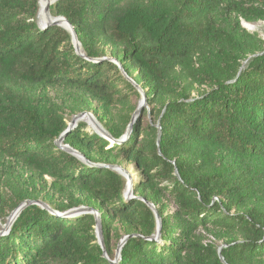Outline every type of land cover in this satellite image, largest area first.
<instances>
[{"label": "trees", "instance_id": "1", "mask_svg": "<svg viewBox=\"0 0 264 264\" xmlns=\"http://www.w3.org/2000/svg\"><path fill=\"white\" fill-rule=\"evenodd\" d=\"M38 9L0 0V169L12 162L74 183L88 201L27 205L0 236V264H264V46L241 26L264 21V0H56L50 14L71 23L84 56L68 30L39 24ZM108 58L144 90L154 118L144 121V108L123 141L139 93ZM195 85L204 89L193 95ZM48 88L127 107L97 117L113 140L84 122L65 135L90 164L55 144L67 123ZM93 164L134 165L133 195L156 207L157 239L152 210L124 197L126 179ZM27 199L38 198L0 193V216ZM80 204L99 213L107 257L93 212L64 215ZM209 225L226 236L223 259L196 233ZM131 234L113 262L112 238Z\"/></svg>", "mask_w": 264, "mask_h": 264}, {"label": "rangeland", "instance_id": "2", "mask_svg": "<svg viewBox=\"0 0 264 264\" xmlns=\"http://www.w3.org/2000/svg\"><path fill=\"white\" fill-rule=\"evenodd\" d=\"M38 5H39V9L37 14V20L39 22L41 21L39 0H38ZM42 20H44V18ZM242 23H246V25H251L252 28L251 29H249L248 27L245 28L242 25ZM241 26L249 33L256 34L257 37L263 41V46H264L263 20H256V21L241 20ZM202 89H204V86L195 85L194 88L192 89V94L195 95L198 92H200ZM46 93L47 96L50 97L52 101H54L60 107V111L63 114L67 125L71 122L74 115H77L81 112H87L97 120V117L99 116L108 114L109 112L116 114L119 110H120L119 112H121L123 111V109L127 108V107L122 108L121 106L118 105L104 107L100 102L94 100L91 101L90 98H87L86 100L84 96L80 94L78 91H66L57 88H48L46 89ZM141 100L142 97L140 93L139 95L132 94L130 96L129 106L133 107V111L136 109V107L138 106ZM144 108H148L147 116L145 115L143 116L144 121L152 122L154 118L150 113L151 106L149 104H146L144 105ZM79 122L86 123L85 131L90 133L95 132L89 120L87 119L78 120L76 126ZM118 166L122 167L133 177L134 183L138 181V173L134 165L131 164L127 166H121V165ZM157 188L158 186L152 188L151 189L152 192L157 193L158 191ZM20 189L25 190L26 192H35L38 198L37 200H40L45 203H47L46 201H51V202H60L67 204V203L76 202L77 200L83 202L88 201L86 194L74 183H70L68 181L54 180L47 175L39 176L36 173L32 172L30 169L20 164L6 162L5 166L0 169V193H3L5 196H7L9 202H13L15 199V193ZM132 193L134 194V190H132ZM161 200L163 201V204L165 205L167 212H172L174 210L173 204L170 202L169 198L165 194H163ZM80 206H85V205L80 204L77 206H72L68 210L75 209ZM13 209L10 208V206H8L5 209V215L3 217L0 216V228L4 225L6 221V217ZM196 233L199 234L200 241L203 244L212 243L220 247L221 245H224L226 239L223 230L221 228L212 225H209L206 228L199 227ZM121 238H116V237L112 238L111 247L113 249V257L117 245L121 240Z\"/></svg>", "mask_w": 264, "mask_h": 264}, {"label": "water", "instance_id": "3", "mask_svg": "<svg viewBox=\"0 0 264 264\" xmlns=\"http://www.w3.org/2000/svg\"><path fill=\"white\" fill-rule=\"evenodd\" d=\"M56 0H47L45 7H44V20L39 21V24H41L42 26H46V25H59L63 28H65L66 30H68L71 34V39H72V44L76 50V52L80 55H83V51L80 45V42L77 38V35L75 33V30L73 28V26L71 25V23L63 16H52L50 14V5L52 3H54ZM40 3V0H39ZM242 25L247 28L246 23H242ZM112 61H114L118 67L120 72L122 73V75L129 81L131 82L135 88L138 90V92L141 94L142 100L139 102L138 106L136 107V109L133 111L131 117H130V121L126 127V131L125 134L123 135V137L121 138V141L125 140L129 134L131 133L132 127L134 122L137 120V118L141 115V111L144 108V105L147 104V98L145 96L144 90L140 87V85H138L137 83H135V81H133L129 76H127V74L125 73V71L123 70V67L120 65V63L113 58H108ZM89 120L91 121L92 127L94 128V131L96 133H98L99 135L108 138L110 140H113L112 137L107 133V131L98 123V121L93 118L89 113L87 112H81L77 115H74L71 122L67 125L66 129L64 130V132L55 140V144L60 147L61 149L67 150L75 155H77L79 158H81L85 163L90 164V162L88 160L85 159V157L80 154L77 150L72 149L71 147H69L67 144L63 143L64 137L65 135L72 130L75 126L78 120ZM156 126L158 127L159 131H158V139L157 141H159L160 139V126L159 124H156ZM119 142V141H118ZM96 165L98 167L101 168H107V169H111L114 170L116 172H118L119 174H121L125 179H126V189L124 191V197L126 199H130V198H137L140 200H143L147 206L152 210V212L155 215L156 218V233L155 235H153L152 237H150L151 240L157 239L159 234H160V227H161V220L159 217V214L157 212L156 207L154 206L153 203L145 200L144 198H140V197H135L132 193L133 190V177L127 172L125 171L122 167L118 166V165H114V164H93ZM175 174L178 175L177 170H175ZM30 204H37L39 206H41L42 208L46 209L49 212H54L55 210L48 205L45 202H42L40 200H24L22 201L17 207H15L10 213L9 215L6 217V221L4 223V225L0 228V236L6 235L9 233L11 226L13 224V222L15 221V219L17 218V216L19 215V213L22 211L23 208H25L27 205ZM93 212L95 215V219H96V225H95V235L97 237V243L100 245V247L102 248V252H103V256L107 257V253L105 250V246H104V239H103V234H102V226H101V221H100V217H99V213L97 212V210L92 209L91 207L88 206H80L77 207L75 209H70L68 211H66L64 213V215H79L82 213H91ZM131 236H137V234H131V235H124L122 236L121 240L119 241L117 248L115 250V254L114 257L112 259L113 262H117L120 258V251H121V247L122 245L125 243V241L130 238ZM224 245H221L218 248V253H219V257L221 259H223V257L220 254L221 248Z\"/></svg>", "mask_w": 264, "mask_h": 264}, {"label": "bare ground", "instance_id": "4", "mask_svg": "<svg viewBox=\"0 0 264 264\" xmlns=\"http://www.w3.org/2000/svg\"><path fill=\"white\" fill-rule=\"evenodd\" d=\"M46 2H47V0H40V18H41V21H42V19L44 18L43 16H44V7H45V4H46ZM247 27L249 28V29H251L252 27H251V25H247ZM90 122V124H91V126H92V122L91 121H89Z\"/></svg>", "mask_w": 264, "mask_h": 264}]
</instances>
